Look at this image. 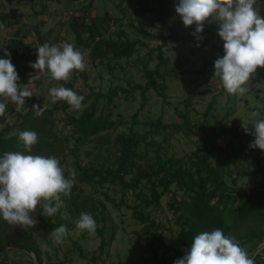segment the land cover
Masks as SVG:
<instances>
[{
  "label": "trees",
  "instance_id": "obj_1",
  "mask_svg": "<svg viewBox=\"0 0 264 264\" xmlns=\"http://www.w3.org/2000/svg\"><path fill=\"white\" fill-rule=\"evenodd\" d=\"M9 4L25 2H33L34 0H5ZM46 2H56L58 0H45ZM75 1V0H72ZM155 7L150 6L148 2L134 0V8L132 13L138 22V32L144 38H152L160 40V44L156 47L157 64L152 70L144 65L145 83L142 85L134 84L130 89L115 87L106 93L94 92L87 85V75L85 70L80 72L84 80L85 86L88 89L87 95H84L80 90L75 92L78 95L85 97L82 103L90 101L89 105L83 110L78 117H69L67 120L73 125L72 134L78 136L77 144L72 153H76L78 145L83 144L86 139L99 134L102 131L110 130L123 124L122 120L112 121L109 113L96 115V108L100 100H105L109 105L117 97L119 92L132 94L134 91H139L141 96L140 110H142L147 102L146 94L153 91L158 97L165 102L167 95L165 93L166 86L164 84V73H167V59L164 57L163 48L168 42L179 43L181 45L190 44V53L202 51L208 44V36L211 34V28L218 33V25L205 22L202 41H197L190 33L177 34L170 22L167 19V4L169 0H155ZM175 3L178 0H173ZM93 3L90 0L85 12L81 17H75L73 14L68 21L69 29L74 36V47L76 49L87 50L86 57L91 62L110 59H126L129 60L134 55L137 47L145 46L138 39L129 40L124 37V33L120 32L118 37L113 38L109 35L110 23L112 18L108 13L102 17H93L89 19L88 11ZM260 4L264 6V0H260ZM46 5H42L44 12ZM154 18L160 24V27L167 30L169 33L166 36L155 37L146 31L143 23L148 19ZM261 16L264 17V7H262ZM22 15L16 10L9 12L0 11V32L16 20H20ZM31 38L30 41L26 39ZM57 38L49 40L39 32L37 25H31L28 28L17 30L14 35L6 39L4 44V52L11 53V62L15 66L18 73V87H22L27 83L28 76L33 72V68L29 65L37 60L38 47L48 44L53 46L57 42ZM199 45V46H197ZM223 46L220 47L218 54L211 61L210 65L214 70V62L217 58L223 56ZM4 58H6L4 56ZM258 73L264 74L263 68L257 69ZM256 72V73H257ZM72 90L71 85H66ZM0 102H2L0 98ZM40 105L33 98L28 99L26 105L28 110L22 114L16 111L14 103H6V112L4 116H0V125H4L0 129V156L6 152L23 151L22 145L19 142V133L22 131H35L38 134V141L32 147L31 154L41 155L45 157H57L66 147V137L57 136L53 131L54 119L53 110L44 107L43 115L35 116L32 106ZM68 104L61 101L60 107L54 105V109L66 110ZM211 108V104L209 105ZM208 112V111H207ZM264 115V111L255 109ZM180 123L165 124L160 118L155 122H148L149 130L144 133L135 131L130 126L128 132L119 133L113 140L112 145L115 150L112 155L111 167L104 169V165L100 169H95L93 165L89 167L81 166L76 163L75 181L71 189V195L68 197L62 196L63 203H67V207H62L55 215H43L42 205H37L35 213H31L33 219H36L38 224L43 220L44 228L53 230L61 224L66 225L69 235L76 229L75 222L79 219L82 213H89L97 224L96 233L100 237L98 252L90 256L83 255L80 250V256L85 258L86 264H98V260L105 253V248L112 241L114 232L109 231L110 237L106 239L104 232L106 227L99 226V214L101 220L105 221V206L99 203L101 208L99 214H96L97 208L92 203L90 208L86 207V201L80 199L82 194V186H102L106 183H111L120 188L121 192L136 193L137 203L132 207H128L132 211V217L137 220L142 226L140 232L137 233L136 240L139 242L144 238H148L146 251L150 252L154 260H158L157 248L168 243L169 251L173 252V258H182L187 249L191 247V243L196 235L203 231H212L221 229L225 236L234 237L239 242L240 247L248 252L256 241L264 235V183L258 189H250L247 193L242 192L237 188V180L241 177H251L255 171L241 172L240 175L232 177V171L223 167L219 152L228 153L234 159L245 162L247 156H253V160L258 164L257 156L264 154L260 149H252L249 145L255 139L254 126L250 124L239 126L236 122L230 125H210L201 123L192 125L187 112L183 113L176 109ZM207 114V113H206ZM13 116L16 117L17 128L15 134L10 136L9 133L13 130L12 127L6 125V121ZM137 114L132 116L133 124H136ZM261 119H257L259 121ZM47 127V130L43 128ZM192 131L199 136L201 146L194 152L185 155L184 158H178L168 154V147L163 146L176 133H187ZM161 138V141H155L153 136ZM151 139L146 142L147 137ZM51 140L48 141V139ZM223 143L222 147L217 145V141ZM144 144V150L140 151V146ZM154 151V156L148 155L149 150ZM215 157V162L210 161L211 157ZM260 170L263 168L259 167ZM225 170V171H224ZM225 175L228 179H225ZM127 177H129L127 179ZM230 179V181H229ZM144 183V184H143ZM169 195L167 206L173 211L176 218L177 231L170 233L166 237L165 227L157 223L145 213V209L158 205L163 196ZM67 199V200H66ZM119 207V205H116ZM67 213L68 219H62V214ZM11 226L8 222L0 218V248L5 246H21L31 252L37 258V264L47 263L42 256V252L34 245L32 236L30 235L35 227H20L13 225L14 231L9 235L3 233L4 227ZM62 264V263H52ZM255 264H264V262H256Z\"/></svg>",
  "mask_w": 264,
  "mask_h": 264
},
{
  "label": "rangeland",
  "instance_id": "obj_2",
  "mask_svg": "<svg viewBox=\"0 0 264 264\" xmlns=\"http://www.w3.org/2000/svg\"><path fill=\"white\" fill-rule=\"evenodd\" d=\"M89 1L58 0L46 2L45 0H34L33 2L23 1L19 4H9L5 0H0V11L7 13L10 10H16L22 15L20 20H15L14 24L0 32V58H4L2 51L5 40L14 35L17 30L20 31L31 25H37L41 35L47 39L52 41L57 38L58 40L54 45L60 46L65 42L74 44V36L69 29L68 21L72 14L75 17H81ZM140 1L148 2L150 6L155 7V0ZM43 4L46 5L44 12H42ZM175 5V1L169 0L167 4L168 21L177 34H192L196 25L185 27L175 11ZM134 6V0H93L88 11L89 19L102 17L103 14L108 13L113 19L110 23L109 35L116 38L120 32H123L127 39H138L145 45L137 47L129 60L110 59L93 63L85 56L87 85L94 92L106 93L118 86L130 89V86L134 84L142 85L145 83L144 65L147 69L152 70L157 64L156 47L160 44V40L144 38L139 34L138 22L132 13ZM143 26L147 32L157 38L169 33L162 29L152 17H148ZM210 30L211 34L208 36L207 46L194 55L190 53V44L188 43L181 45L169 41L163 48L164 57L168 64L167 73H164L162 81L166 86L167 99L165 102L153 91L146 94L147 102L142 110H140L141 96L139 91H134L132 94L119 92L109 105L106 104L105 100H100L96 108V115L109 113L112 121L122 120L123 124L86 139L83 144L77 146L75 155L71 150L77 144L78 136L72 134L73 125L67 119L69 117L78 118L90 101L82 103L83 107L79 111L73 110L70 106L65 111L58 110L53 107L54 105L60 107L61 101L52 103L49 93L52 87L63 86L68 88L66 85H71L73 91L80 90L84 95H87L88 89L84 80L78 72L74 71L67 81H51L49 83L50 78L46 74H41L36 69L33 70L27 78V83L20 89L27 88L33 93L30 98L53 110V131L57 136L66 137V147L60 155L55 157L64 169L66 178L70 177V170L74 171L76 163L85 167L93 165L95 169H100L102 165H104V169L111 167V157L115 152L112 142L119 133L128 132L130 126L135 131L144 133L149 130L147 123L155 122L158 118L165 124L180 123L181 119L178 117L176 109L183 113L187 112L192 125L201 123L215 126L230 125L235 121L237 125L242 127L255 124L258 122L257 119H264V115H260V113L256 117L250 115L255 112V109L264 111V74L257 72L250 77L245 85L248 91L244 95L228 94L220 79L214 76V70L210 65L220 47L223 46V41L215 29L211 28ZM30 40L31 38L26 39V41ZM30 98H26L25 105L21 107L20 111H16L22 114L26 113L28 110L26 102ZM1 100L5 104L12 103L10 100H3V98ZM210 104L211 108H209ZM15 107L17 108V105ZM135 113L137 114L136 124H133L132 116ZM18 122L15 116L6 121V125L13 129L9 133L10 136L15 134ZM3 127L4 125H0V129ZM43 128L47 130L46 126ZM150 139V136L147 137L146 142ZM153 139L161 141V138L156 135L153 136ZM144 144H141L140 151L144 150ZM217 145L222 147L223 143L218 140ZM163 146L168 147L169 155L184 158L185 155L199 148L201 142L197 134L188 131L187 133H176L167 143H163ZM148 155L153 157L154 151L150 149ZM219 155L223 167L226 166L232 171L233 178H238L237 176L241 172L255 171L251 177L238 178L237 188L242 192L247 193L250 189H258L264 183V154H260L256 158L260 166L254 162L251 155L247 156L245 162L234 159L223 151L219 152ZM210 161L214 163L215 157H211ZM259 167L263 169L260 170ZM225 179H228L226 175ZM81 189L80 199L86 201L87 208H90L93 203L97 208L96 214H99L101 210L99 203L104 204L105 221L101 220L102 216L99 214V226L104 225L107 228L104 232L106 239L110 237V230L114 232L113 239L105 248V253L98 260V264H174L176 260L180 259L173 258L174 254L169 251L167 242L163 246L154 245L157 248V261L153 259L150 252L146 251L150 239L144 238L137 242V233L140 232L143 225L132 217V211L128 207L137 203L136 193L139 192V189L133 193L128 191L123 194L118 186L111 183L102 186L85 185ZM168 201L169 195L163 196L158 205L145 209V213L150 218L165 227L163 233L166 237H169L171 231H177L175 223L177 215L168 208ZM63 205L67 207L66 202ZM12 226H5L3 233L9 235L14 232L11 231ZM51 231L44 228L43 220H41L30 234L34 245L42 252L43 259L47 263L86 264L85 258L80 256V250L85 256L98 252L100 237L96 233L90 234L76 228L70 236L65 238L64 243L56 244L49 235ZM0 264H34V261L31 255L19 249L2 248L0 249Z\"/></svg>",
  "mask_w": 264,
  "mask_h": 264
},
{
  "label": "clouds",
  "instance_id": "obj_3",
  "mask_svg": "<svg viewBox=\"0 0 264 264\" xmlns=\"http://www.w3.org/2000/svg\"><path fill=\"white\" fill-rule=\"evenodd\" d=\"M260 0H178L175 11L185 27L196 25L193 33L202 41L204 23L218 25V36L223 41V56L214 62V76L222 82L224 90L231 95H244L245 85L258 68H264V17L260 15ZM0 27H3L0 25ZM199 46V45H197ZM37 60L29 66L51 81H67L74 71L86 69L87 50L76 49L65 42L60 46L44 44L38 47ZM0 58V98L10 100L20 111L26 98L33 96L27 88L18 87V73L11 62V53L4 52ZM52 103L66 102L73 110L79 111L85 97L63 86L50 89ZM35 116L43 115L44 108L34 104ZM6 104L0 102V116H4ZM252 117L259 115L252 112ZM244 127V126H243ZM255 139L249 145L264 152V119L254 126ZM23 151L6 152L0 156V218L10 225L35 227L38 221L31 213L42 205L43 215L53 216L64 205L62 196L71 195L75 172L69 178L55 157L33 155L32 147L38 141L35 131L19 133ZM62 219H68L67 213ZM80 231L94 233L97 224L89 213H82L75 222ZM69 231L66 225L50 232L56 244L65 241ZM174 264H254L253 259L239 245L234 237L225 236L219 228L203 231L196 235L185 255Z\"/></svg>",
  "mask_w": 264,
  "mask_h": 264
},
{
  "label": "built area",
  "instance_id": "obj_4",
  "mask_svg": "<svg viewBox=\"0 0 264 264\" xmlns=\"http://www.w3.org/2000/svg\"><path fill=\"white\" fill-rule=\"evenodd\" d=\"M249 257L253 259L254 264L258 261L264 262V239L249 253Z\"/></svg>",
  "mask_w": 264,
  "mask_h": 264
},
{
  "label": "water",
  "instance_id": "obj_5",
  "mask_svg": "<svg viewBox=\"0 0 264 264\" xmlns=\"http://www.w3.org/2000/svg\"><path fill=\"white\" fill-rule=\"evenodd\" d=\"M264 239V235L263 236H261L257 241H256V243L250 248V250L247 252L248 254L256 247V245L260 242V241H262ZM2 248H15V249H19V250H21V251H23L24 253H26V254H28V255H31L32 257H33V261H34V264H37L38 262H37V258H36V256L34 255V253L33 252H31L30 250H28V249H26V248H24V247H21V246H5V247H2ZM2 248H0V249H2Z\"/></svg>",
  "mask_w": 264,
  "mask_h": 264
}]
</instances>
